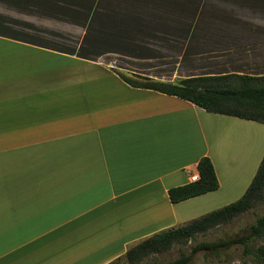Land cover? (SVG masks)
<instances>
[{
	"label": "crops",
	"instance_id": "obj_1",
	"mask_svg": "<svg viewBox=\"0 0 264 264\" xmlns=\"http://www.w3.org/2000/svg\"><path fill=\"white\" fill-rule=\"evenodd\" d=\"M121 74L264 76V0H0V264H109L249 188L264 123Z\"/></svg>",
	"mask_w": 264,
	"mask_h": 264
},
{
	"label": "trees",
	"instance_id": "obj_2",
	"mask_svg": "<svg viewBox=\"0 0 264 264\" xmlns=\"http://www.w3.org/2000/svg\"><path fill=\"white\" fill-rule=\"evenodd\" d=\"M134 88L157 91L189 101L214 114L231 116L264 123V76L222 75L180 79L176 82L156 81L140 75H120ZM199 179L169 190V199L178 203L219 188L211 159L202 157L198 162ZM264 198V158L245 194L237 201L213 210L188 223L164 230L137 243L124 257L130 264H140L146 257L169 252L177 244H187L198 235L230 224L240 215L251 211ZM262 243L255 246L254 242ZM234 246H241V261L237 264H264V215L235 237L218 241L197 242L187 255L168 264H191L198 253L205 259H221ZM120 259V258H119ZM222 261V260H220ZM208 264V262H207ZM233 264V263H232Z\"/></svg>",
	"mask_w": 264,
	"mask_h": 264
},
{
	"label": "rangeland",
	"instance_id": "obj_3",
	"mask_svg": "<svg viewBox=\"0 0 264 264\" xmlns=\"http://www.w3.org/2000/svg\"><path fill=\"white\" fill-rule=\"evenodd\" d=\"M264 156V155H263ZM264 215V198L263 200L256 204L255 207L243 214L240 215L237 219H235L232 223L215 228L205 235H198L193 241L187 244H177L175 245L169 252L153 255L146 257L140 264H168L179 257L181 255L189 254L191 252V248L197 243L201 241H218L219 239H225L228 237H235L238 234H243L244 230L247 229L251 224L255 222L257 217ZM261 241L254 242V245L257 246L261 244ZM241 246H234L227 251L226 254L221 256L222 261L218 260V258H209L205 259L203 253H198L196 256L194 255L193 261L191 264H237L241 261ZM120 258V259H119ZM113 262L109 264H130L124 257H119Z\"/></svg>",
	"mask_w": 264,
	"mask_h": 264
},
{
	"label": "built area",
	"instance_id": "obj_4",
	"mask_svg": "<svg viewBox=\"0 0 264 264\" xmlns=\"http://www.w3.org/2000/svg\"><path fill=\"white\" fill-rule=\"evenodd\" d=\"M190 178H191L192 182H195V181H197L199 179V175L198 176L197 175H192Z\"/></svg>",
	"mask_w": 264,
	"mask_h": 264
}]
</instances>
